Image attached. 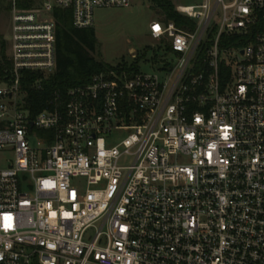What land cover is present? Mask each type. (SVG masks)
Wrapping results in <instances>:
<instances>
[{"label":"built area","instance_id":"1","mask_svg":"<svg viewBox=\"0 0 264 264\" xmlns=\"http://www.w3.org/2000/svg\"><path fill=\"white\" fill-rule=\"evenodd\" d=\"M135 1L153 7L14 0L0 264H264V0H169L193 28L150 24L171 49L155 73L95 75L35 117L26 109L22 73L57 68L56 10L87 30Z\"/></svg>","mask_w":264,"mask_h":264},{"label":"trees","instance_id":"2","mask_svg":"<svg viewBox=\"0 0 264 264\" xmlns=\"http://www.w3.org/2000/svg\"><path fill=\"white\" fill-rule=\"evenodd\" d=\"M16 2L19 8H31L36 0H16ZM152 2L158 16L164 15L168 21H173L181 29L193 28L191 22L175 13L174 6L169 0H153ZM54 17L57 22L55 73L47 78L35 73H22L21 88L26 94V109L30 110L32 117L47 107L55 93L65 95L72 88L88 85L95 75H106L114 71L117 74L125 72L129 77H133L140 73L139 63L145 58V54L131 64L122 63L115 67L97 61L93 57L97 47L94 29H76L70 11L56 10ZM226 41L229 39L223 37L221 47H225ZM0 45V78L9 81L12 66L4 42H0ZM234 45L239 46L240 44L234 43ZM159 49L163 50L162 55L154 56V61L158 59L163 63L162 58L166 57V53L171 49L164 50L160 47ZM37 81H41L42 91L33 88Z\"/></svg>","mask_w":264,"mask_h":264},{"label":"rangeland","instance_id":"3","mask_svg":"<svg viewBox=\"0 0 264 264\" xmlns=\"http://www.w3.org/2000/svg\"><path fill=\"white\" fill-rule=\"evenodd\" d=\"M13 3L14 0H0V42H4L7 56ZM173 3L189 4L190 2L174 0ZM132 9L133 11L124 8L96 12L93 29L97 47L93 57L97 61L115 67L122 63L131 64L145 54V58L139 63L140 71L144 74L155 73L161 65V60L154 61V56H161L163 50L159 47L163 48L160 43L150 38L149 26L156 21L157 11L150 3L139 1L133 2Z\"/></svg>","mask_w":264,"mask_h":264}]
</instances>
